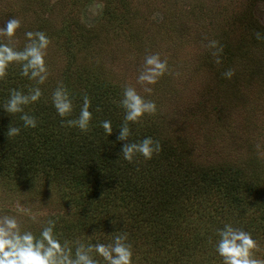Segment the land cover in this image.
I'll list each match as a JSON object with an SVG mask.
<instances>
[{"label":"rangeland","instance_id":"374dc122","mask_svg":"<svg viewBox=\"0 0 264 264\" xmlns=\"http://www.w3.org/2000/svg\"><path fill=\"white\" fill-rule=\"evenodd\" d=\"M11 17L20 19L22 25L14 38L17 50L24 48L28 31H43L51 40L45 57L46 82L37 84L21 76L28 90L41 89L37 102L52 103V94L61 84L68 93V89L85 86L90 74L120 91L132 86L157 106L155 115L146 114L142 119L158 122L161 134L193 164L258 166L260 170L254 172L264 175V0H0V27ZM210 41H218L217 47H209ZM155 53L167 60L168 72L148 86L152 88L149 94L137 83V76L144 57ZM11 67L20 69L18 64ZM229 69L234 71L231 79L223 75ZM52 172L36 170L20 180L0 176V216H15L21 232L30 231L37 238L53 220L59 241L66 237L73 245L82 242L81 238L85 245L112 243L110 235L105 238L94 231L107 230L102 224L90 230L83 227V213L75 211L76 188L66 180H52ZM131 196H123L125 204ZM188 201L181 205V217L188 222L178 230H188L184 228L188 225L217 232L225 224L246 230L250 213L244 209L238 224L227 210L222 213L225 207L213 211L201 203L194 211L195 204L189 206ZM126 207H119L107 228L126 233L129 239L137 230L135 219L146 216L136 212L129 217L123 213ZM64 230H81L83 237L60 235ZM254 230L251 234L259 246L255 256L264 259V224ZM156 235L157 240L165 239L160 231ZM154 240L149 237V244L141 246L157 252ZM159 250L167 251V245ZM205 254L202 258L218 262L212 252ZM92 255L104 264L102 258ZM139 260L134 252L132 264ZM184 260L178 262L184 264Z\"/></svg>","mask_w":264,"mask_h":264},{"label":"trees","instance_id":"16d2710c","mask_svg":"<svg viewBox=\"0 0 264 264\" xmlns=\"http://www.w3.org/2000/svg\"><path fill=\"white\" fill-rule=\"evenodd\" d=\"M20 71L9 65L6 78L0 80V176H16L20 180L36 170H52V180H66V184L72 183L69 185L76 188L77 200L74 205L78 209L75 211L83 213V227L87 225L90 230L102 224L107 230L94 231L105 238L110 235L109 238L113 239L115 235H120L118 230L107 228L111 217L120 212V206L127 204L128 210L123 209V213L129 214V217L136 212L145 215V218L135 219L137 230L129 237L133 241L130 242L133 253L138 252L140 257L138 264H181L178 261L183 259L184 264H212L213 261L216 264L215 260L202 258L206 252H212L211 255L219 259V263L221 257L215 251L218 230H194L188 225H184L188 230H178L185 220L188 222L185 216L181 217V205L189 199V206L195 204L194 211H198L201 203L213 211L225 207L222 213L227 210V214L238 224L244 209L250 213L245 231L252 233L263 226L264 175L254 172L261 167L245 164L238 167L232 162L208 167L193 164L189 156L186 158L184 152L177 151L173 141L161 134L158 122L151 119L130 124L128 142L138 143L151 137L160 142L162 151L154 154L151 160L137 154L129 163L120 154L124 142L117 141L124 118V109L120 106L124 90L108 86L94 74L88 76L90 80L85 79V86L68 89L73 111L66 119L78 118L83 96L88 94L91 100L89 110L93 114L89 131L81 132L76 127L62 126V119L53 104L39 102L33 103V107L24 106V113L34 116L37 122L36 128L25 129L20 119L24 113L9 115L3 110L12 89L25 94L29 92ZM104 120L112 122L111 136H107L100 127V122ZM9 126L19 127L20 135L7 137ZM12 141L17 142L10 147ZM126 193H132V196L125 204L123 196ZM183 199L186 201L183 202ZM142 223H145L143 227ZM152 226H164L167 230H153ZM169 230H173L172 235ZM158 231L164 234L165 239H156ZM68 233V236L81 234L83 237L81 230H64L60 235ZM102 237L99 238L104 239ZM149 237L155 239L153 248L158 253L142 247L149 244ZM65 240L66 237L60 242L64 244ZM81 241L85 242L83 238ZM158 244L167 245L168 250L160 251ZM68 246L74 253L76 245L68 243ZM166 254L169 255L165 257Z\"/></svg>","mask_w":264,"mask_h":264},{"label":"clouds","instance_id":"9594fccd","mask_svg":"<svg viewBox=\"0 0 264 264\" xmlns=\"http://www.w3.org/2000/svg\"><path fill=\"white\" fill-rule=\"evenodd\" d=\"M21 21L11 17L0 27V80L7 76V69L11 64L20 66V74L37 84H44L48 79V69L45 57L51 40L43 31L25 32L26 44L22 50L14 46V38L21 28ZM257 39L260 34L256 33ZM218 41H210L209 47L215 48ZM222 50V49H221ZM220 61L217 60V63ZM168 72L167 60H162L158 53L148 54L144 62L137 83L147 93L152 92L149 85H155L158 80ZM225 78L231 79L234 71L229 69L223 73ZM42 95L39 87L31 88L27 94L16 89L10 91L9 98L3 105V110L9 115L24 113V106L37 102ZM52 104L57 114L62 119V126L76 127L81 132L89 131L93 118L91 100L85 94L78 118L66 119L73 111V103L66 87L59 85L52 94ZM120 106L124 109L123 122L119 129L117 141L124 142L121 152L124 160L132 163L137 154L145 160H151L154 154L162 151L159 141L146 137L138 143H130V124L139 123L147 115H155L156 103L146 100L135 87L125 86ZM23 126L36 128L37 122L34 116L24 113L20 116ZM100 127L107 136L113 134L112 122L104 120ZM19 127L9 126L6 136L11 138L20 135ZM35 220V217H32ZM55 221L49 220L42 228L40 238L30 231L21 232L20 224L15 216H0V264H101L94 258H102L104 264H132V246L127 243V234L122 233L113 237L109 244L96 243L85 245L80 241L75 242V251L65 242L62 244L54 236ZM219 239L215 245V251L221 257L222 264H264V259L256 258L255 252L259 251L257 241L251 232L241 228L225 224L217 232Z\"/></svg>","mask_w":264,"mask_h":264}]
</instances>
